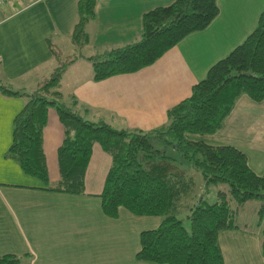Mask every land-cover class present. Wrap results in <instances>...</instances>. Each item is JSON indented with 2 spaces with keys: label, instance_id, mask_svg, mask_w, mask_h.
Segmentation results:
<instances>
[{
  "label": "crops",
  "instance_id": "0c3cea01",
  "mask_svg": "<svg viewBox=\"0 0 264 264\" xmlns=\"http://www.w3.org/2000/svg\"><path fill=\"white\" fill-rule=\"evenodd\" d=\"M172 1L96 0L81 45L72 38L78 0L8 1L0 9V82L31 90L56 67L59 56L73 57L62 73L60 90L88 108L83 112L87 119L115 128L160 126L167 110L191 94L209 66L250 33L264 7V0H217L218 14L206 27L187 34L151 64L94 80L88 56L138 39L143 13ZM24 102V96L0 89V255L21 256L14 264H168L136 257L140 232L156 228L161 215H136L123 207L116 217L103 212L100 194L112 156L99 142L92 144L82 193L45 188L7 154L13 118ZM63 137L58 113L49 107L42 148L50 184L60 179ZM196 137L237 146L246 153L249 167L262 173L264 99L242 94L219 129ZM250 225L251 230L218 232L222 264H264L261 237Z\"/></svg>",
  "mask_w": 264,
  "mask_h": 264
},
{
  "label": "trees",
  "instance_id": "16d2710c",
  "mask_svg": "<svg viewBox=\"0 0 264 264\" xmlns=\"http://www.w3.org/2000/svg\"><path fill=\"white\" fill-rule=\"evenodd\" d=\"M95 1L78 0L79 17L72 32L78 45L86 40L84 27L94 17ZM217 14V0H173L148 9L138 39L88 56L93 79L151 64L187 34L206 27ZM73 60L59 56L56 67L31 90L0 82L4 93L25 97L13 118L7 154L45 188L82 193L91 147L99 142L112 156L100 194L103 212L116 217L123 207L136 215L162 216L156 228L140 232L138 259L222 264L218 232L251 230V222L240 213L246 215L244 205L252 199L261 202L258 214L264 211V171H253L246 153L237 146L210 143L196 135L219 129L242 94L255 101L264 99V7L243 41L209 66L191 94L167 110L162 125L149 130L115 128L104 120L87 119L83 112L88 108L74 94L64 97L60 90L62 73ZM49 107L56 109L64 126L58 148L60 179L55 184L49 182L42 148ZM256 224L264 256L263 214ZM20 260L15 254L0 255V264Z\"/></svg>",
  "mask_w": 264,
  "mask_h": 264
},
{
  "label": "rangeland",
  "instance_id": "374dc122",
  "mask_svg": "<svg viewBox=\"0 0 264 264\" xmlns=\"http://www.w3.org/2000/svg\"><path fill=\"white\" fill-rule=\"evenodd\" d=\"M85 35V38L87 39L86 37V34H83L82 37H84ZM81 37V39H82ZM56 48H58L59 46L58 45H54ZM213 64V63H212ZM211 64V65H212ZM245 207V210H246V215L241 212L240 213V216H244V217H247V219L253 223V226L255 228H257V224L255 225L256 222H259L262 218V214L264 216V211L262 212V214H258V209L261 207V202L260 200L258 199H252V200H249L245 203L244 205ZM184 212L183 213H180L179 216H183Z\"/></svg>",
  "mask_w": 264,
  "mask_h": 264
},
{
  "label": "built area",
  "instance_id": "2783aa9c",
  "mask_svg": "<svg viewBox=\"0 0 264 264\" xmlns=\"http://www.w3.org/2000/svg\"><path fill=\"white\" fill-rule=\"evenodd\" d=\"M8 1H11V0H0V9L3 7V5L8 2Z\"/></svg>",
  "mask_w": 264,
  "mask_h": 264
}]
</instances>
